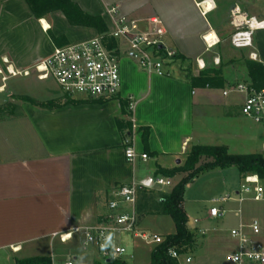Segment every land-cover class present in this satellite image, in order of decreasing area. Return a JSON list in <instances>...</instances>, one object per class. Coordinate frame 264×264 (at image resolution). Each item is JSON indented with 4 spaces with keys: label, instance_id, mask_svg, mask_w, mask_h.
Returning <instances> with one entry per match:
<instances>
[{
    "label": "crops",
    "instance_id": "crops-1",
    "mask_svg": "<svg viewBox=\"0 0 264 264\" xmlns=\"http://www.w3.org/2000/svg\"><path fill=\"white\" fill-rule=\"evenodd\" d=\"M72 1L87 14L101 16L108 30L117 17L136 20L141 29L149 18L158 17L167 30L164 45L181 57L174 61L181 60L182 65L177 72H172L170 65V74H158L141 69L123 55L122 83L116 97L84 98L86 101L46 107L44 104L55 100L54 96L24 94L29 99L18 102L17 113L0 112V251L12 257L15 264L17 259L32 257H50L55 264L54 246L66 243L54 234L79 226L82 233L74 235L73 240L76 236L83 239L86 228L107 220L108 202L116 187L142 183L153 173L156 176L158 167L183 165L188 149L194 145L225 146L229 150L224 141L226 129H240L239 119H248L241 112L245 95L237 92L243 100L236 102L231 96L235 92L223 93L233 75L222 78L223 85L193 87L186 67L190 66V73L196 76L195 70H200L197 59L203 58L207 65L219 57L221 63L216 68L237 59L229 57L227 49L216 50L230 42L227 33L235 17L264 20V9L252 0H211L212 8H205L206 0ZM115 6L117 14L109 11ZM42 20L49 28L43 27ZM212 31L219 42L207 49L204 37ZM98 34L93 27L70 24L62 11L37 18L25 0H0V68L4 59L16 68H27L48 56L55 45L80 43ZM253 44L257 62L264 65V28L254 31ZM250 51L237 49L246 59ZM6 89L7 85L0 93ZM7 101H1L0 106ZM129 110L131 115L127 114ZM130 130L135 150L147 153L148 159L128 161L125 148ZM145 130L147 146L143 142ZM256 143L262 151L240 154L264 152V138L259 137ZM153 189L143 188L138 199L141 192ZM251 203H241L242 219L258 216L264 232V214L249 213ZM237 210L230 212L239 218Z\"/></svg>",
    "mask_w": 264,
    "mask_h": 264
},
{
    "label": "built area",
    "instance_id": "built-area-1",
    "mask_svg": "<svg viewBox=\"0 0 264 264\" xmlns=\"http://www.w3.org/2000/svg\"><path fill=\"white\" fill-rule=\"evenodd\" d=\"M117 10L118 7L115 6L109 11L117 14ZM232 24L235 31L230 35L231 45L236 49H251L249 59L258 61V54L253 44V33L258 28H264V20L255 18L240 20L235 17ZM166 33L167 30L158 17L149 18L147 26L142 29L136 20L117 17L114 27L105 34H98L80 43L55 45L48 56L27 68H16L4 59V66L0 68L3 82L0 89H5V83L9 77L35 75L41 81L54 80L63 93L75 98L110 99L116 97L122 83L120 59L124 54L135 60L145 71L170 74L169 66L177 54L164 45L163 38ZM204 41L207 49H211L219 42V39L209 42L208 35H206ZM213 62L219 65L221 60L219 57H214ZM196 63L200 70L207 66L203 58L197 59ZM230 92L245 95L241 107L242 114L264 127V87L258 90L246 82H240L223 93L227 95ZM125 154L130 162H134L137 158L142 160L149 158L147 153H138L135 150L132 145V136L126 139ZM154 183L162 186L170 184L163 177L157 178ZM143 188L145 186L142 183L132 182L114 189L108 202L110 217L114 224L109 226L100 223L97 226L86 228L83 232L84 248L88 245L98 246L101 247L104 256L111 253L113 257H119L125 251L122 247L110 248L106 244L111 241L110 233L117 230H135L137 226L136 205L138 195ZM231 199L240 203L247 201L264 203V179L256 174L244 176L243 183L235 192V197L228 194L213 200L215 205L209 209V216L212 218L225 216L231 210L226 209L224 204ZM235 215L242 219V210H237ZM228 230L234 241V248L227 254L225 264H264V243L261 239L263 222L258 216L251 217L248 222L242 219ZM81 233L82 228L77 226L67 233L54 234V236L58 235L62 243H67L73 240L74 235ZM135 235L146 241L162 242L161 236H153L146 232H136ZM12 249L13 251L18 250V248ZM170 255L179 260L182 254L171 249ZM185 261L190 263L192 258L187 257ZM64 264H74V262L68 259Z\"/></svg>",
    "mask_w": 264,
    "mask_h": 264
},
{
    "label": "rangeland",
    "instance_id": "rangeland-1",
    "mask_svg": "<svg viewBox=\"0 0 264 264\" xmlns=\"http://www.w3.org/2000/svg\"><path fill=\"white\" fill-rule=\"evenodd\" d=\"M251 2L264 9V0H252ZM223 11L224 7L221 6L219 12L222 13ZM234 31L235 27L231 26L227 35H231ZM24 40L26 41V39ZM24 40H22V42ZM22 42H18L17 44L19 45ZM221 49H227L230 52L229 57H235L237 59L233 62L229 61L231 63L226 64L228 67L219 66L222 70L221 72H212L211 74L218 78H224L225 80L229 78L230 75H233L230 79L233 85L229 82L228 88L240 83L238 82L239 80L242 82H249L247 68L245 67L246 56L237 52V49H234L229 41L222 44V46H218L216 51L219 52ZM123 57L129 56L126 55ZM129 58L132 59L131 57ZM238 61L239 63H237ZM137 65L140 67L138 63ZM181 65V60L173 61L171 63V71L177 72ZM207 66L210 69L216 68L213 61L207 62ZM186 68L187 75H192L193 72L190 73V66ZM199 71L200 70L196 69L195 74L198 75ZM237 78H239V80ZM2 84L3 82L0 76V85ZM5 84L7 85V89L5 92L0 93V102L9 101L0 106V112L6 115H13L18 112V102L23 99L24 94L39 98L51 95L56 98L55 101L57 102L64 101L67 97L54 80L48 79L41 81L35 75L9 77ZM231 96L235 97L234 101L236 102L243 100V95L237 92L232 93ZM195 108L196 128H198L200 127L198 124L200 112L198 106ZM209 121L211 122L210 126H215L212 118H210ZM238 125L240 129L235 128V126L226 129L227 134L224 137V141L229 145L228 151L236 154L262 151L261 147H258L256 140L259 137L264 138V127L254 123L249 118L239 119ZM223 129L225 131V128ZM191 148L192 147L188 149L187 154L191 151ZM151 177L154 181L159 177H163L170 182L167 186H162L157 183L153 184V192L157 198L163 193L171 192L172 188L183 179L179 174L172 178H167L165 176H154L153 173ZM242 183L243 177L239 170L236 167H229L226 169H209L200 174L189 184L185 191L184 205L189 218L188 225L194 237L190 246L187 247L186 252L177 260L178 264H225L227 254L234 248V241L228 229L239 223L241 219L240 217H235L231 212H228L223 217L212 218L209 216L208 211L215 205L213 202L215 198L228 194L235 197V191ZM240 206H242V204L234 199L224 204V207L228 210H237ZM248 209L250 210L248 212L254 215L264 214V203H251ZM136 211H138L137 205ZM108 215L107 220L102 223L112 226L114 221L110 217V210ZM195 219L198 221L195 222ZM250 219L251 217L246 218L244 221L248 222ZM136 225L135 230H117L114 233H110L111 241L106 244L107 247L112 248L114 246H119L125 250L119 257H113L111 253L104 256L101 247L98 246L92 247L88 245L84 248V238L82 239L76 236L74 240L66 244H57L54 246L53 251L54 254H56L55 264H64L68 259L73 260L74 264H112L117 261L127 264H149L151 263L154 248L158 244H161L166 236L174 234L176 232V227L171 216L160 213L142 216L137 212ZM136 232H146L153 236H161L162 242L156 243L154 241H146L142 237L136 236ZM261 239L264 243V232ZM48 253L50 256V248H48ZM187 257L192 258L190 263H186L185 259ZM0 264H15V262L12 257L8 258L6 252L0 251Z\"/></svg>",
    "mask_w": 264,
    "mask_h": 264
},
{
    "label": "trees",
    "instance_id": "trees-1",
    "mask_svg": "<svg viewBox=\"0 0 264 264\" xmlns=\"http://www.w3.org/2000/svg\"><path fill=\"white\" fill-rule=\"evenodd\" d=\"M30 6L33 14L37 18L46 17L54 11H62L68 22L75 26H86L95 28L99 34H105L108 27L104 19L99 15H90L84 12L72 0H25ZM52 39H56L53 34H50ZM179 57V56H178ZM177 56L175 58H178ZM181 58V57H179ZM245 66L248 72L249 84L255 89L264 87V65L260 62L245 59ZM212 72H221V68L210 69L206 67L200 70L196 76L189 75L193 87H214L223 85L222 78L213 76ZM64 101L52 100L44 105L46 107H56L67 103H78L86 101V99H76L69 94ZM28 100V97H23ZM131 115V110L127 112ZM132 126V125H131ZM132 136V131L128 134ZM143 142L148 145V130L143 133ZM236 167L242 177L256 174L261 179H264V153H249V154H232L225 146H202L194 145L191 151L187 154L185 162L179 167L172 169H164L158 167L157 175L166 177H174L179 172L187 173L183 179L177 183L169 193H163L158 198L153 190L141 192L137 203V212L139 215L146 214H166L171 216L174 221L176 232L165 237L161 244H158L153 252L151 263L149 264H178L177 260L170 255L171 249H175L179 254H184L187 247L190 246L194 237L193 232L189 228V218L184 209V198L187 185L203 172L213 169ZM147 190V189H146ZM158 199V200H157ZM127 264L125 262L112 264ZM16 264H53L50 257H32L17 259Z\"/></svg>",
    "mask_w": 264,
    "mask_h": 264
},
{
    "label": "bare ground",
    "instance_id": "bare-ground-1",
    "mask_svg": "<svg viewBox=\"0 0 264 264\" xmlns=\"http://www.w3.org/2000/svg\"><path fill=\"white\" fill-rule=\"evenodd\" d=\"M204 6H205V8H212V1L211 0H206V2L204 3ZM41 22H42L44 28H46V29L49 28L48 23L46 22V20H42ZM213 39L215 41L218 40V38L216 36V33L212 31L208 35V40H209V42H211V41H213ZM2 90L3 89H0V91H2Z\"/></svg>",
    "mask_w": 264,
    "mask_h": 264
},
{
    "label": "water",
    "instance_id": "water-1",
    "mask_svg": "<svg viewBox=\"0 0 264 264\" xmlns=\"http://www.w3.org/2000/svg\"><path fill=\"white\" fill-rule=\"evenodd\" d=\"M142 184L145 186V187H152L153 184H154V180L152 177L148 178V180L142 182Z\"/></svg>",
    "mask_w": 264,
    "mask_h": 264
}]
</instances>
